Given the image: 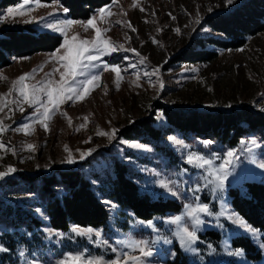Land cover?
<instances>
[{"label": "rangeland", "instance_id": "obj_1", "mask_svg": "<svg viewBox=\"0 0 264 264\" xmlns=\"http://www.w3.org/2000/svg\"><path fill=\"white\" fill-rule=\"evenodd\" d=\"M245 1L232 0L228 4L226 0H113L97 8L87 19L72 18L59 1H41L39 5H34L21 0L0 9V27L31 25L39 31L61 36L62 43L65 38L62 33L66 34L72 45L73 58L83 40L91 42L96 39V28L113 47L122 46L120 50L102 56L99 62L120 65L119 88L114 73L102 72L98 86L83 99L65 101L61 97L56 111L46 121L48 130L38 121L31 122L27 130L23 129L24 124L34 119V109L28 103L20 102L15 82L21 75L32 74V78L25 81L31 87L48 79L47 74L53 73L54 69L57 71L51 77L53 84L60 81L61 73H65L67 79L69 68L67 61L61 59L66 54L62 43L53 51L16 57L0 70V104L7 105L0 112V128L3 129L0 141L10 145L7 149H0V171H6L8 166L17 169L13 175L0 181V203L3 208L6 205L20 208L42 224L29 230L24 225L12 223L4 209H0V246L8 249L0 252V264H57L63 255L83 250H87L90 256H102L111 261L124 257L125 253L128 256L140 255L128 246L139 240L156 241L152 245L153 256L144 264H179L184 259L199 264H264V252L257 249L254 239L227 220V213H238L232 204L231 189L238 188L245 194L249 182L264 181V169L259 167V163L264 162V130L251 131L233 145L214 137H185L179 130H168L163 110L159 108L166 105L229 109L249 105L264 111V31L249 36L246 44L237 49L221 48L207 40L224 38L209 25L210 19L230 13ZM108 5L111 7L108 8ZM12 7L23 14L6 16L7 10ZM101 8H105L103 16L100 15ZM93 17L95 27L87 24ZM63 20L77 23L62 25L59 22ZM49 24H55L61 31L52 30L47 27ZM133 28L136 31H132ZM73 37L76 39L73 40ZM197 40H204L203 44L195 45ZM195 46L196 49L216 50L218 57L210 62L175 60L177 55ZM87 47L90 48L91 44ZM57 49H60L59 53ZM84 56L82 70L86 73L98 72L99 68L88 67L87 53ZM77 67L80 70V66ZM154 69L157 71L153 72ZM145 72L152 74L144 76ZM14 100L17 102L13 103ZM147 117H154L156 127L162 129L160 137L144 140L143 136L127 138L122 134L125 128ZM17 128L20 130H13ZM113 130H116L114 136ZM100 131L108 135H97ZM168 137H175L183 143L177 144ZM205 141L213 143L205 146ZM250 141L256 144L248 143ZM132 143L145 147L136 149L130 146ZM28 144L35 145V151L29 149ZM66 148L77 158V163H63L69 155ZM248 148L253 151L249 152ZM88 149H94L92 155L80 161L79 152ZM229 150L236 152V159L230 168H222L225 160L231 159L226 156ZM189 152L210 158L212 165L206 169L193 168L185 162ZM117 163L126 165L127 177L134 180L142 191L149 193L153 199L174 200L180 203V209L147 220L137 218L131 212L128 217L121 214L122 206L109 196L111 178L116 177L118 172ZM61 167L80 169L99 198L103 202H111L105 203L109 208L105 225L96 228L81 226L102 230L101 238L90 240L76 236L74 239L58 240L48 231L55 229L49 224L45 196L40 190L41 182L33 189L23 182L16 186L7 185L8 179L18 178L22 173L50 174ZM218 170L228 171L229 175L225 189L214 193L212 181L215 177L207 173ZM161 182L167 183L171 191L178 195L174 196L161 187ZM198 184L201 187L199 200H194L189 189ZM197 203H208L215 213L213 216H201L205 223L198 228L187 216L188 206ZM177 215L182 216L179 224L167 222ZM148 221L154 224L150 226ZM71 227L56 231L72 237ZM184 227L198 232L199 241L193 245L198 251H189L181 246L180 234ZM241 237L250 239L260 256H255L256 250L249 254L244 245L237 243ZM103 240H107L108 244H103ZM166 240L171 243H166ZM8 245H11L10 248ZM112 248L117 251L113 252ZM237 248L244 250L243 256L228 254L229 250Z\"/></svg>", "mask_w": 264, "mask_h": 264}, {"label": "trees", "instance_id": "obj_2", "mask_svg": "<svg viewBox=\"0 0 264 264\" xmlns=\"http://www.w3.org/2000/svg\"><path fill=\"white\" fill-rule=\"evenodd\" d=\"M21 0H0V9L17 4ZM59 1L75 19H87L91 14L113 0H41ZM209 25L223 34L224 38H209L211 43L226 49H237L246 44L247 38L264 31V0H247L230 13L212 17ZM197 40L195 45L203 44ZM62 43V37L46 31H39L34 26L0 27V70L12 63L16 57L28 56L37 52L53 51ZM188 48L176 56L178 62H210L218 57L213 49ZM168 123V130H179L185 137H214L221 142L237 144L243 136L251 131L264 130V111L256 110L249 105L239 107L200 108L169 107L161 105ZM154 117H147L128 126L122 131L127 138L143 136L158 138L162 129L156 127ZM116 177L111 178L109 196L121 206V214L128 217L130 212L140 219H151L155 215H166L178 211L180 203L167 199H153L140 189L138 184L127 177L126 165L117 163ZM23 182L29 188H35L41 182L40 190L45 196V208L49 224L55 230H68L72 225L99 227L105 225L109 218L108 206L99 198L91 182L76 167H61L50 174H21L10 178L8 186ZM232 204L235 210L250 224L264 231V181L249 182L245 194L238 188L231 189ZM6 215L18 226L24 225L29 230L41 226V221L27 214L20 208L0 203ZM237 243L249 251L256 250L250 239L241 237ZM9 248L11 245H8ZM260 252L256 250V255ZM179 264L190 263L187 260ZM228 264H241L231 262Z\"/></svg>", "mask_w": 264, "mask_h": 264}, {"label": "snow or ice", "instance_id": "obj_3", "mask_svg": "<svg viewBox=\"0 0 264 264\" xmlns=\"http://www.w3.org/2000/svg\"><path fill=\"white\" fill-rule=\"evenodd\" d=\"M25 4L32 3L34 5H39L41 3V0H24ZM226 3L231 4L232 0H226ZM46 6V5H44ZM111 5H108V8H110ZM67 10L65 9V12ZM211 11V9H209ZM105 12V8L100 9V15L103 16ZM14 14L22 15V12L18 11V8L12 7L7 10L6 16L12 17ZM171 15V14H169ZM2 18V17H0ZM95 20V17L90 18L87 21L88 25H91L95 27L93 24V21ZM199 23V21H197ZM62 25H71L74 23H77L76 21L72 20H63L59 22ZM47 27L51 28L54 31H61V29L57 28L55 24H49ZM96 39L94 41L89 40H83L82 46L78 49L77 55L75 58L72 57V45L70 40L66 37V34L62 33V35L65 36L63 43L61 47L65 50V55L61 57L62 60L67 61V66L69 68V72L67 74V79L65 78V73H61V79L57 84H53L51 77L57 69L53 70V73H48L47 76L49 77L45 81H41L37 85H32L29 87L25 83L27 79L32 78V74H24L18 77L17 81L15 82L16 85H18V88L16 89L18 96L20 98V102L22 103H28L30 107L34 109V112L32 114L33 120L30 121V123L24 124L22 127L23 129L27 130L30 127L31 122H40L45 130H48V123L46 121L49 120L51 115L56 111L57 105L61 99V97H64L65 101L67 100H75V99H83L86 95L90 93L91 90H93L95 87L98 86V81L100 80L101 73L104 71H111L115 74L117 77L116 86L117 89L119 88V77L121 76V68L120 65L117 64H108L106 62L99 63L102 56L110 55L113 52H116L120 50L122 46L117 45L113 47L108 39H104L100 35V29L96 28ZM132 31H136L134 28ZM177 32H179V29H176ZM73 40L76 39V37L72 38ZM155 42V41H154ZM91 44V47H87V45ZM127 50V49H125ZM57 53L60 52V49L56 50ZM133 52H135V49H132ZM87 53L86 60L88 62V67L90 68H99L98 72H84L83 65L81 64L82 58H85L84 54ZM55 55V54H54ZM137 55H139L137 53ZM143 59H141V63H143ZM80 66V70H78L77 66ZM36 70H33L35 72ZM157 71V69H154L153 72ZM152 73L145 72L144 76H150ZM85 77L84 79H78V77ZM161 88L163 87V84L160 85ZM17 101H13V103H16ZM6 104H0V112L3 111L4 107H6ZM40 109H43V111H40ZM264 110V109H262ZM10 111H14V109H10ZM23 111V109H21ZM66 115V113H64ZM162 115V114H161ZM159 118V117H158ZM87 119V118H85ZM69 123H71V120L69 118ZM83 127V125L81 126ZM13 130H20L19 128L13 129ZM3 129L0 128V133H2ZM116 130L112 131V136H114ZM97 135L104 136L108 135L107 133L100 131L97 133ZM169 140H173L177 144H182L183 142L176 139L175 137H168ZM88 142V141H86ZM128 143V142H125ZM213 143L212 141H205V146L210 145ZM248 143H251L253 145L256 144L255 141H250ZM131 147L136 149H142L145 146L141 145L139 143H132L130 144ZM10 147V145H6L3 141H0V149H7ZM32 151H35V145L28 144L27 146ZM67 151H69V155L63 163L67 164H75L77 163V158L71 155L70 150L66 148ZM15 150L13 149V152ZM79 151V150H78ZM94 149H88L87 151H80L78 159L80 161H83L87 159L89 156L92 155ZM248 151H253L252 148H248ZM226 156L231 159L225 160V165L223 167L230 168L232 166L233 160L236 159V152L234 150H229L226 153ZM185 162L189 165H191L193 168L196 169H206L212 165V160L210 158H207L200 153L196 152H189L186 156ZM259 167L261 169H264V162L259 163ZM17 169L13 166H8L6 171H0V181L5 180L9 176L13 175ZM185 172L187 169L184 170ZM207 175L214 176L215 179L212 181V183L215 185V188L213 189V192L215 193L217 190L222 191L225 189V182L228 178V171H220L218 170L215 173L208 172ZM95 183V181H93ZM161 187L168 189V191L172 195H178V193L171 191L167 183L161 182ZM190 193L192 194L194 200H199L198 193L201 191L200 185H196L194 188L189 189ZM104 203L110 204L111 202L104 201ZM189 211L187 212V216L190 217L196 226L198 228L200 225L204 224L205 221L201 219V216H213L215 213L211 210L210 205L208 203H197L195 206L189 205ZM37 212H40V209H36ZM219 215H225V213H220ZM182 220V216H175L169 219V223L172 224H179ZM227 220L231 221L232 225H234L239 230L247 233L250 237L254 239L256 242L257 249L264 252V231L261 229H257L253 227L252 225L248 224V222L243 218L240 217L238 213L235 212H229L227 213ZM148 225H153V221H148ZM52 233L53 236H55L58 240L62 239H74L76 236L80 237H87L88 239H92L93 237H96L97 239L102 237V230L94 229L91 227L83 228L79 225H73L70 229V232L73 234L72 237L66 236V234L62 231H56V230H48ZM199 241L198 232L196 230L190 229L188 227H184L182 230V234H180V244L182 247H184L186 250L189 251H198L196 248L193 247L197 242ZM95 243V240H93ZM156 241L149 242L145 240H139L130 243L128 246L131 247L134 251H138L140 255L136 256H128L127 253H125L124 257L113 259L111 261L105 260L102 256H90L87 254V250H83L81 252H69L63 257L57 261V264H144L145 261L148 260V258L153 256V250L152 245ZM166 243H171L170 240H166ZM103 244L107 245L108 241L103 240ZM100 246L99 244L97 245ZM8 251L7 248L0 246V252H6ZM113 252H116V248H112ZM229 255L232 256H243L244 250L242 248H237L234 250H229ZM23 255V253H21ZM32 264H35V262H32Z\"/></svg>", "mask_w": 264, "mask_h": 264}]
</instances>
